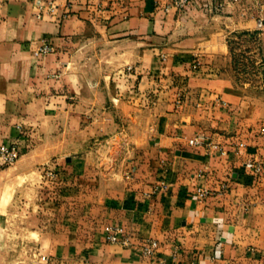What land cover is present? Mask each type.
Wrapping results in <instances>:
<instances>
[{
    "label": "crops",
    "instance_id": "1",
    "mask_svg": "<svg viewBox=\"0 0 264 264\" xmlns=\"http://www.w3.org/2000/svg\"><path fill=\"white\" fill-rule=\"evenodd\" d=\"M171 2L0 0V201L50 196L35 264H264V96L236 81L264 78V0Z\"/></svg>",
    "mask_w": 264,
    "mask_h": 264
},
{
    "label": "rangeland",
    "instance_id": "2",
    "mask_svg": "<svg viewBox=\"0 0 264 264\" xmlns=\"http://www.w3.org/2000/svg\"><path fill=\"white\" fill-rule=\"evenodd\" d=\"M240 59L241 58L237 57V60ZM246 80H252V84L255 86V88L252 89L253 95L264 96V78L262 79V76L259 73L254 70L247 73L241 71L236 73V81L238 83H243ZM261 135L264 136V126L262 127ZM0 145H14L19 149L18 143H1ZM20 157L21 153L19 151L18 159L9 166L15 165ZM40 191L42 192V190L38 191L36 186L24 187L21 185V183H19L18 187L16 186L14 188L12 203L6 200L5 195L2 196L0 201V223H2L8 229V253L6 256L12 257V264L36 263L34 261H36L35 259L37 257L36 254H38V250L34 248V243L32 242L33 238L36 236V233H32L30 231H36L38 227L42 226L43 224L45 225L51 223L52 221V201L50 200V196H47V192L45 194H41ZM78 192L80 191L78 190ZM82 194H78L77 201H72V207H67L64 209L65 211L63 210L65 216L63 215V211L60 212L63 219L66 220L70 218L69 213L73 212V214H71V218L73 220L72 222L78 226H84V224L88 222L87 217L89 215L86 213L88 210L86 208V202L84 201V196H82ZM75 202L76 204H74ZM9 203L12 204V206H9V214L6 217L5 207ZM63 203H67V201H64ZM112 227L122 228L120 226L111 224L109 228ZM43 262L46 261L44 260ZM0 263L5 264V253H2L0 257Z\"/></svg>",
    "mask_w": 264,
    "mask_h": 264
},
{
    "label": "built area",
    "instance_id": "3",
    "mask_svg": "<svg viewBox=\"0 0 264 264\" xmlns=\"http://www.w3.org/2000/svg\"><path fill=\"white\" fill-rule=\"evenodd\" d=\"M193 0H172L171 5L177 8H184L188 3H190ZM259 26L261 28H264L263 21H259ZM41 52H48L50 51L49 46H44L40 50ZM189 144L191 146H201L202 142L197 139H191L189 141ZM19 157V149L14 145H0V161L3 165L9 166L12 165ZM157 191V189H155ZM210 194V192L206 189H199L198 191V198L203 199L207 197ZM120 235H123V229L118 227H112L108 229V235L107 240L109 242H118L120 241ZM125 242V240H122ZM155 246L154 242L150 243L149 245H146L144 247L143 253L145 255H148L151 252L152 247Z\"/></svg>",
    "mask_w": 264,
    "mask_h": 264
}]
</instances>
